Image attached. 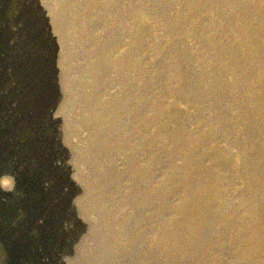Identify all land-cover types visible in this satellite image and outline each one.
Returning <instances> with one entry per match:
<instances>
[{
  "label": "rangeland",
  "instance_id": "374dc122",
  "mask_svg": "<svg viewBox=\"0 0 264 264\" xmlns=\"http://www.w3.org/2000/svg\"><path fill=\"white\" fill-rule=\"evenodd\" d=\"M0 264H264V0H0Z\"/></svg>",
  "mask_w": 264,
  "mask_h": 264
},
{
  "label": "bare ground",
  "instance_id": "6f19581e",
  "mask_svg": "<svg viewBox=\"0 0 264 264\" xmlns=\"http://www.w3.org/2000/svg\"><path fill=\"white\" fill-rule=\"evenodd\" d=\"M99 9H96V12H98L99 13ZM35 47V46H34ZM39 47V46H38ZM1 184H2V186H5V187H7V185H9V184H11V179L10 178H6V177H4L2 180H1ZM35 198H36V196H34ZM36 200L35 199H33L32 200V202L34 203Z\"/></svg>",
  "mask_w": 264,
  "mask_h": 264
}]
</instances>
